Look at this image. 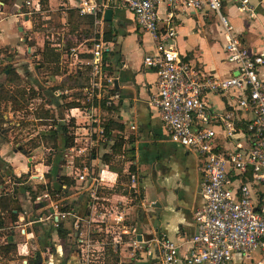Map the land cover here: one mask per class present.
Returning a JSON list of instances; mask_svg holds the SVG:
<instances>
[{
	"label": "crops",
	"instance_id": "1",
	"mask_svg": "<svg viewBox=\"0 0 264 264\" xmlns=\"http://www.w3.org/2000/svg\"><path fill=\"white\" fill-rule=\"evenodd\" d=\"M110 1L111 18L104 20L101 31L102 37L107 35V38L103 37L107 41V49L102 54L103 72L112 81L115 79L114 91L110 92V88L106 90V105L113 104V107L106 110L101 104L96 105L93 111L96 122L91 123L89 131L95 132L104 119H110L111 136L105 135L103 141L93 139L96 146L89 164L94 173L100 176L94 192L90 195L86 187L74 181V185L67 186L65 197L81 216V221L89 222L91 232L97 237L105 236V243L117 254L114 262L106 264H163L158 238L165 236L178 243L181 256L187 247L186 239L195 230L193 211L202 203L198 186L201 157L193 149L169 140L157 110L148 103L149 95L155 90L154 70L141 62L142 55L152 49L153 41L149 33L135 22L128 8L119 4V0ZM76 2L77 0H47L49 13L56 11L59 17L58 30L49 33L54 32L61 37L49 40L50 44L54 45V42L63 39L61 35L67 29L68 9L75 10L78 16L77 28H89L91 35L92 21L89 27L86 18L90 16L92 19V16L79 15L75 9ZM249 3L252 6L251 15L249 10H239L232 0H222L221 11L230 25L229 31L236 34L251 51L264 56V4L259 0H249ZM3 7L4 4L1 7L2 14ZM19 7L17 12L11 13L15 34L16 30L25 26L21 22H29L28 15L25 18L21 10L18 11ZM167 8L165 0L157 1L156 13L160 26L164 24ZM172 10L171 24L176 30L173 42L185 54V58L204 73L216 76L233 73L236 66L225 59L223 46L226 32L216 15L206 9L193 10L180 4H176ZM5 19L0 15V24ZM18 20L21 25L16 23ZM15 34L12 42L0 41V46H8L14 57L12 61H15L22 48L26 52L32 50L23 37L17 39ZM66 35L78 37L76 34L64 36ZM85 39L87 38L79 40ZM43 42L44 39L39 45L40 49ZM73 45L75 44L70 46ZM55 48L60 51V56H64L62 50L56 46ZM82 48L83 45L79 46V49ZM257 74L264 82V63L257 67ZM3 76H0V82L5 83ZM24 77L29 82L27 76ZM54 77L57 82L61 79V75ZM40 89L43 92V87L40 86ZM207 99L214 110L227 106L225 97L220 99L215 94H208ZM56 105L59 109L62 108L58 106L59 103ZM7 113H3L4 118H8ZM77 118L82 121L83 117ZM5 123L1 122L0 127ZM2 132L0 130V244L13 242L18 249L20 244L24 245L26 256L30 259L38 252L39 258L33 264H77L79 257L70 236L69 219L61 224L66 231L64 237H59L56 229L46 225L26 223L38 211V204L32 200L26 185L30 186L32 192L36 185H43L42 182L47 181L43 174L48 165L42 160V155L36 157L31 150L22 153L17 145H12L9 136ZM93 136H99L98 132L96 135L91 133V137ZM116 138L122 142L118 153L111 151ZM59 144L61 147V141ZM123 148L127 149L126 156L121 153ZM58 166L53 167L51 164L49 167L53 176L52 184L56 186L59 182L55 180L54 174L60 171ZM36 173L42 174L43 178H38ZM130 175L135 177L133 191L128 187ZM118 213L122 215V220L114 221L113 218ZM21 225L24 226L23 233L19 232ZM32 229L35 230L38 244L36 250H31L33 238L29 237L28 232ZM136 234L141 235V241L138 246L132 247L131 238H135ZM22 249L23 247L16 255L22 254ZM16 255L0 254V264L27 262L26 257L18 259ZM258 255L257 250L251 251L249 257L234 252L228 264H255ZM167 264L185 263L179 258Z\"/></svg>",
	"mask_w": 264,
	"mask_h": 264
},
{
	"label": "built area",
	"instance_id": "2",
	"mask_svg": "<svg viewBox=\"0 0 264 264\" xmlns=\"http://www.w3.org/2000/svg\"><path fill=\"white\" fill-rule=\"evenodd\" d=\"M157 1L119 0V4L130 10L135 22L153 41L152 49L141 58L156 76L155 90L149 95L148 103L157 110L169 140L193 149L201 157L198 186L202 198L201 205L193 211L195 230L186 239L187 247L181 256L178 243L165 236L158 238L161 262L167 264L181 258L185 264H228L234 252L249 257L251 251L257 250L255 264H264V82L257 74L264 56L251 51L229 31L230 25L221 11L222 0H165L168 8L163 26L159 25L156 13ZM232 1L239 10H249L252 14L249 0ZM259 1L264 4V0ZM23 4L24 15L40 10L39 0H24ZM176 4L193 10L206 9L216 15L226 32L225 59L236 66L233 73L216 76L201 72L177 49L173 42L176 30L171 24ZM111 5L110 0H77V13L92 16L91 35L81 41L75 38L77 43L67 49L65 39L54 42L64 57L89 66L88 81L81 87L86 101L66 108L65 115L75 118V137L72 144L63 148L69 155L60 170L66 168L63 174L81 183L90 195L100 179L89 164L96 146L93 139L103 141L106 136L102 125L95 132L89 130L91 123L96 122L95 106L101 104L103 95L107 104L106 90L113 85L112 78L103 72L102 54L107 41L101 31L104 9ZM45 37L53 40V33ZM59 93L60 90H54L55 95ZM208 94L225 97L227 106L214 110ZM78 116L83 120L76 122ZM96 132L99 136L91 137ZM36 174L43 178L42 174ZM42 183L44 189L32 197L38 211L26 223L56 229L69 219L74 249L80 263L86 264L91 260L89 255L97 250L93 246L102 244L92 241L89 222H82L66 201L65 190L69 185L61 182L54 190L47 187V181ZM134 183L135 177L130 175V190ZM113 220H122V215L118 213ZM19 232H24L23 225ZM28 234L33 238L31 250L38 249L35 230ZM140 241L133 237L130 245L136 247ZM21 247L22 254H26L25 246L20 244Z\"/></svg>",
	"mask_w": 264,
	"mask_h": 264
},
{
	"label": "rangeland",
	"instance_id": "3",
	"mask_svg": "<svg viewBox=\"0 0 264 264\" xmlns=\"http://www.w3.org/2000/svg\"><path fill=\"white\" fill-rule=\"evenodd\" d=\"M24 0H6L4 3V10L3 14L0 13V15L5 17L6 19L1 22L0 28V41H10L12 42L14 40V29L12 27V21L13 18V12H17V8L20 6H23ZM26 7H21L22 11H25ZM48 13V15H46ZM29 22H21L25 23L23 28L21 30H16L15 37L18 39L19 37H23L28 45H31V52H26L24 48H22V51L17 56L15 61L13 60L12 53H4L0 52V76H3L2 67L3 65L9 63L12 65L15 69L16 73L18 74V77H15V84L7 85L8 91L12 93L16 98L17 102H10L7 98H4V100L0 101V109L4 111V113H7L8 120L4 124V130H7L5 134L9 136V139L12 142V145H17L18 143L24 146L27 151L31 150L33 152L34 156L37 157V155H42V160L46 162V159L50 160L53 167H56L58 165H64L67 155H69L67 149H63L60 146V144L57 146V148L54 151L55 146H52L50 139L45 137V131L49 128V124L52 122L51 118H54L53 121L57 122V128L59 130L60 124L66 123L69 119L68 116L65 115V113H68L66 108L59 109L56 105V103H63L64 101H72L73 103L80 104L81 101H86L84 94V90L81 89V87L87 83L88 79L86 78V74H82L81 76H78L75 81L73 80V75L75 70L77 69V65L74 61H71L67 57L60 56V53L58 55V72L59 75H61V80L57 82L54 75L49 74V76H46L47 74L44 72V65L39 64L41 61L40 57V43L43 39H45V35L49 33V31H56L58 30V22L59 17L56 11L50 12L47 10V5H42L40 7V10L37 12H31L28 14ZM46 15V16H45ZM21 19V18H20ZM19 19V20H20ZM19 20L16 22L19 25L21 23ZM23 25V24H22ZM27 26V28H25ZM65 29V28H64ZM66 29L64 30L65 33ZM65 35V34H64ZM63 35V36H64ZM58 36V37H57ZM29 38V39H28ZM63 39H68L67 44L71 43V41L76 44L77 41H73L75 37H62ZM77 40L78 37H76ZM61 39L58 34L53 32V40ZM39 43V44H37ZM66 43V42H65ZM86 44L89 43V41L85 42ZM1 44V43H0ZM8 47V46H7ZM64 48L67 49L65 46ZM3 55H11V57L3 56ZM62 55V54H61ZM83 65V64H82ZM84 67V66H83ZM4 73H6L4 71ZM11 75H6L4 77V81L6 82V79H8ZM24 76H27L29 79V84L34 85L35 87H43V94L41 98L35 93L31 95V93L28 92V85L26 84V78ZM67 76V78H64ZM24 80V81H23ZM28 82V81H27ZM73 82V83H71ZM60 84V90L61 93L59 95H54V90L51 89V87L56 84ZM76 86V88H74ZM25 88L27 93L24 94H18L16 92L18 89ZM65 89H67L65 91ZM46 97L49 104L44 103L42 98ZM105 96H102V102L105 104ZM106 105V104H105ZM15 107V109H14ZM48 109V114L44 115L43 109ZM10 111V113H9ZM101 115V113H100ZM39 116V117H36ZM49 116V117H48ZM75 121V118H72ZM78 121L80 118H77ZM76 119V120H77ZM83 120V118H82ZM82 124L81 122H79ZM75 128V122L74 127L72 130H70V133L72 137V143L75 137V134L73 133V130ZM3 130V132H4ZM45 132V133H44ZM62 134L60 132V140H62ZM95 137V136H94ZM71 143V144H72ZM63 149V150H62ZM57 155H62L63 158L60 160ZM56 157V158H55ZM78 162V160H77ZM50 164V165H51ZM66 173V168L62 167L60 171H58V174ZM53 181V180H52ZM49 181V184L52 182ZM69 181H72L69 185H74L73 178L69 177ZM48 187V186H47ZM92 229V227H91ZM94 229H97L94 227ZM97 231V230H96ZM102 231V230H101ZM97 233V232H96ZM103 233V232H102ZM92 241H97V243H101L102 245L99 246H93V248L97 249L92 252L91 255H89V261H87L86 264H105L104 258V250L103 246L105 244L106 239L101 236L97 237L94 232L90 233ZM69 245V244H68ZM80 261V260H79ZM77 262V264H82L80 262ZM20 263V262H19Z\"/></svg>",
	"mask_w": 264,
	"mask_h": 264
},
{
	"label": "trees",
	"instance_id": "4",
	"mask_svg": "<svg viewBox=\"0 0 264 264\" xmlns=\"http://www.w3.org/2000/svg\"><path fill=\"white\" fill-rule=\"evenodd\" d=\"M5 1L6 0H0V5H3L5 3ZM39 3H40V7L42 5H47V0H39ZM19 10H21V7H19ZM67 16H68L67 17V25H66L67 29L65 31V34H76L78 36V39L88 38L90 36V29L89 28H86L87 30L86 29L82 30V29L77 28L79 26V24H78V16L76 15L75 10L68 9L67 10ZM91 21H92L91 17L87 16L86 23H87V25H89V27L91 25ZM103 37L107 38V35L104 34ZM49 40L50 39L48 37H45L43 45H42V49H40L41 61L39 64L44 65V67H45L44 72L46 74H52V75L56 76V75H59V72H58V62H59L58 61V59H59L58 55H59L60 51L57 50L53 44H50ZM67 40L65 41L66 44H67ZM72 44L73 43L71 41V43H69V45H66V47H69ZM0 52H4V53L6 52V53L10 54V51H9V48L7 47V45L0 46ZM83 54L84 55H82V56H84V57L88 56L86 53H83ZM3 56L11 57V55H3ZM80 56H81V54H80ZM76 65H77V69L74 72L73 80L75 81V79L78 76H81L82 74H84V75L86 74V78L88 79L89 66L85 63H76ZM1 70H2V72L6 71L5 74L11 75V76L8 79H6L5 83L0 82V101L4 100V98H7L8 100H10V102L15 103V102H17V98L12 93H10L8 91L7 85H11V84L16 85L14 78L18 77V74L16 73L14 67L12 65H10L9 63L3 65ZM64 78H67V76H65ZM71 83H73V82H71ZM26 84L28 85V92L31 93V95L33 93H35L39 96V98H41V96L44 95L39 86L33 87V85H30L29 82H27V81H26ZM60 84L61 83L54 84L51 87V89L55 90L57 88H60ZM114 89H115V87H114V85H112V87L110 88V92H113ZM25 90H26L25 88H21V89H18L16 92H18V94L21 95V94L27 93ZM42 100L44 101L45 105L49 104L46 97L43 96ZM75 104L76 103H73L72 101H64L63 103H59L58 106H61L63 108H67V107L73 106ZM101 107L103 109L110 110L113 107V104L105 105L104 102L101 101ZM14 109H15V107H14ZM47 110L48 109H46V108L43 109L44 115L48 114ZM3 113H4V111L2 109H0V123L8 121V118L3 117ZM36 117H39V116H36ZM53 119L54 118H51L52 122L49 124V128L45 131L46 133L44 132L45 133L44 135H45V137L50 139V141H52L51 142L52 146H55V148H56L59 145L58 139L60 138V132H61V134L63 136L62 140H60L61 145L63 146V148H66L72 143V137L73 136L69 133H70V130H72L74 127V121L72 118H69L66 123L60 124L59 130H58V128L56 127L57 122H54ZM102 127H103L104 135L111 136L110 119H104L102 121ZM0 130L3 131L4 127H0ZM6 131L7 130H4V132H2L3 135L6 133ZM17 146L21 150H24V152H27V149L24 146H22L21 144L18 143ZM121 146H122V142L116 138L114 140V142L112 143L111 151L118 153L121 150L120 149ZM126 150H127L126 148H123L121 151V153H124V156H126L125 155ZM58 156H56V157H58ZM45 164L48 165V169L44 173V176L47 179L46 185L49 188L56 190V187H57L56 185H53L52 182L49 184V181L53 179V176H52L51 170L49 168L51 162H50V160H48V158L46 159ZM58 176L61 179V182L65 185H69L72 182V181H69L70 176H67L64 174H58ZM17 180H19L18 177H17ZM26 188L29 189L31 196L33 197L36 193L41 192L44 189V185H36L33 192L30 189V186L26 185ZM56 232H57V235L59 237H64L66 234V231L64 230V228L61 227V225L56 228ZM103 237H105V236H103ZM105 239H106V237H105ZM18 250L19 249L17 248L16 243L6 242V243L0 244V254H3L4 256H10V254H13V256H14V255L18 254L17 253ZM103 250H104V254H105V258H104L105 264L110 262V261L114 262L117 259V254H115V252L111 251V247L108 244H106V243L104 244ZM16 256L18 259H21V257H26L27 262L25 261L26 263H23V264H33L39 258L38 252H35V255L32 256V259H30L28 256H26V254H20L19 253V255H16ZM127 264H130V263H127Z\"/></svg>",
	"mask_w": 264,
	"mask_h": 264
},
{
	"label": "water",
	"instance_id": "5",
	"mask_svg": "<svg viewBox=\"0 0 264 264\" xmlns=\"http://www.w3.org/2000/svg\"><path fill=\"white\" fill-rule=\"evenodd\" d=\"M111 14H112V8H111V7H106V8L104 9V12H103V19H104L105 21L110 20V18H111ZM25 18H27L26 15H25ZM18 29H21V26H18ZM113 82L115 83V79H114ZM18 149H19V148H18ZM21 152L24 153V150H21ZM60 158H61V156H60ZM60 168H61V167H60V165H59V166L57 167V169L60 170ZM54 178H55V180H57L59 183H61V179L59 178L58 173H55V174H54ZM135 238H136L137 240H141V235H140V234H136Z\"/></svg>",
	"mask_w": 264,
	"mask_h": 264
},
{
	"label": "flooded vegetation",
	"instance_id": "6",
	"mask_svg": "<svg viewBox=\"0 0 264 264\" xmlns=\"http://www.w3.org/2000/svg\"><path fill=\"white\" fill-rule=\"evenodd\" d=\"M57 148V147H56ZM59 148H60V146H59ZM59 157H60V155H59ZM59 159H61V158H59Z\"/></svg>",
	"mask_w": 264,
	"mask_h": 264
}]
</instances>
